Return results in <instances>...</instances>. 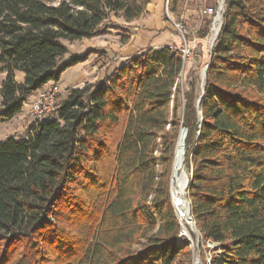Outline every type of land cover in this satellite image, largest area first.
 Wrapping results in <instances>:
<instances>
[{"label": "trees", "instance_id": "obj_1", "mask_svg": "<svg viewBox=\"0 0 264 264\" xmlns=\"http://www.w3.org/2000/svg\"><path fill=\"white\" fill-rule=\"evenodd\" d=\"M50 1L0 0V124L104 56L70 55L66 43L139 19L150 0ZM184 3L169 0L177 19ZM184 64L169 46L141 50L58 95L28 138L0 141V264H190L169 195L182 127L190 215L215 244L211 261L264 264V0H225L200 125L194 79L180 93Z\"/></svg>", "mask_w": 264, "mask_h": 264}, {"label": "rangeland", "instance_id": "obj_2", "mask_svg": "<svg viewBox=\"0 0 264 264\" xmlns=\"http://www.w3.org/2000/svg\"><path fill=\"white\" fill-rule=\"evenodd\" d=\"M51 3L55 4L57 3V0H51ZM225 2V0H224ZM220 4V0H185V3L183 5L182 14L177 19L174 17L170 11L168 15L165 13L164 10V19L168 22V24L174 29V43H170L171 45L175 47L184 48L186 47L190 51V58L187 60L184 64L183 70L180 73L178 84L180 93L183 94L187 90L188 83L194 79L195 81V88H196V95L198 97L201 96V78L202 73L206 65H208L210 60V54L211 51L215 45L210 44V38L212 34V26L215 21L216 11L218 9V6ZM210 10H213L212 13L208 14ZM224 12V4L223 9L220 12V15H223ZM222 20V19H221ZM116 24L114 21V18H111L109 24ZM108 24V29H110V26ZM176 25L180 26L181 32H179L176 27ZM205 26H207V33L204 38H200L199 35L202 33L203 29H205ZM121 37V36H120ZM209 38V39H208ZM120 39V38H119ZM209 40V41H208ZM121 41V39H120ZM121 45V44H120ZM170 45V46H171ZM75 47L77 49H82V43L75 44ZM206 47V48H205ZM71 49H74L71 47ZM110 58L102 57L99 59V61L96 63L97 70L103 69L106 66V61L108 62ZM110 69H108V72ZM108 72H102L100 73L98 79L94 80V77H88L84 80H82L77 87L73 88H83L87 85L94 83L95 81H100L105 75H107ZM22 80V78H16V81L19 82ZM76 81V74L71 70H66L60 77L57 85L60 90L59 98L63 99L66 96L65 91L69 90L71 86L75 84ZM51 86V84H48L45 89H48ZM62 89V90H61ZM28 108L25 107L23 110L26 111ZM31 120L30 115H26V113L22 114L18 118H16L13 121H6L0 124V141L6 140L7 138H14V139H25L29 136V131L32 123L29 125L27 121ZM160 155V151L157 153V157ZM183 168L184 173L187 176L188 184H189V178L191 176V169L186 170L185 169V160H184V151H183ZM160 169V167L158 168ZM171 175V173H170ZM171 178V176H170ZM188 184L185 190V199L188 202L189 206V199H188ZM169 185H170V179H169ZM169 195H170V186H169ZM170 201L173 204L175 214L180 226V233L178 236V244L183 245L186 243L191 251V258H190V264H216V262L211 261V257L213 256V244L210 242H204L202 240L201 234L199 230L197 229L196 225H194L193 232L191 229H189V235L186 234L179 222L177 209L174 205V200L170 195ZM190 208V207H189ZM135 250H139V245H134L133 247ZM176 264H183L182 263H176Z\"/></svg>", "mask_w": 264, "mask_h": 264}, {"label": "crops", "instance_id": "obj_3", "mask_svg": "<svg viewBox=\"0 0 264 264\" xmlns=\"http://www.w3.org/2000/svg\"><path fill=\"white\" fill-rule=\"evenodd\" d=\"M165 1L150 0L145 14L131 23H125L120 19L114 18L116 24L110 23V29L106 30L105 35L79 42L66 43L70 55L82 56L87 51L98 50L104 53L102 57L110 58L108 62L106 61V66L103 69L97 70L96 63L102 57H98L95 54L90 55L85 62L70 68L76 74L75 84L70 88L77 87L78 83L88 77H94V80H96L100 73L108 72V69H110L107 73L108 75L115 67L120 66L125 60L141 50L146 48L159 49L164 46H170V43H174V29L163 16ZM120 31H124L128 35V40L123 44L120 42L122 37ZM77 43H82L81 50L75 47ZM71 47L74 49H71ZM17 77L22 78V74L17 73ZM4 78L5 74L0 73V86ZM36 94L26 99L21 113L10 121L15 120L24 113L29 116L30 105L35 99ZM25 107L28 108L26 111L23 110ZM27 123L30 125L31 120L28 119Z\"/></svg>", "mask_w": 264, "mask_h": 264}, {"label": "bare ground", "instance_id": "obj_4", "mask_svg": "<svg viewBox=\"0 0 264 264\" xmlns=\"http://www.w3.org/2000/svg\"><path fill=\"white\" fill-rule=\"evenodd\" d=\"M222 2L223 0H220V4H222ZM220 24H221V18L220 16H218L217 18H215V21L212 26V34L210 38L211 47L215 42V37L219 31ZM202 77H203V73H202ZM181 132H183L182 129L180 130L179 134ZM183 136H184V132H183ZM183 136L182 134H180L176 143V149H175L176 156L171 170V175H170L171 178H170L169 186H170V195L174 200V205L175 208L177 209L178 219L181 224V227L183 231L189 235V229H191L193 232H195V230H194L193 221L189 218L190 216L189 206L187 200L185 199V190L188 184V179L184 173V168H183L184 165L183 141H182Z\"/></svg>", "mask_w": 264, "mask_h": 264}, {"label": "built area", "instance_id": "obj_5", "mask_svg": "<svg viewBox=\"0 0 264 264\" xmlns=\"http://www.w3.org/2000/svg\"><path fill=\"white\" fill-rule=\"evenodd\" d=\"M169 0L165 1L164 4V10L165 13L168 15L169 13ZM220 5L218 6V9L216 11V16H220V12L222 10H220ZM213 10H210V13H212ZM176 29L181 32L180 30V26L175 24ZM172 50H179L182 54V59L184 62H186L187 60H189L190 58V51L184 47V48H180V47H175L173 45L169 46ZM60 94V90L57 84H51V86L48 89L39 91L36 96L35 99L33 100V102L30 105V118H31V123L33 126H38L39 124H41L43 122V120L45 119L46 116H48L55 107V103H56V97ZM215 244H213V248H214ZM216 264H218L216 262Z\"/></svg>", "mask_w": 264, "mask_h": 264}, {"label": "water", "instance_id": "obj_6", "mask_svg": "<svg viewBox=\"0 0 264 264\" xmlns=\"http://www.w3.org/2000/svg\"><path fill=\"white\" fill-rule=\"evenodd\" d=\"M223 4H224V0H223L222 4L220 5V8H219L220 10L223 9ZM220 18L222 19V15H220ZM221 26H222V20H221L219 31H218V33H217V35L215 37V41H216V39L218 37V34L220 32V29H221ZM207 68H208V65L205 66V69H204V72H203V77L201 78V96L198 98L197 103H196L197 114H198V117H199V125L201 124V121H202L201 110H200V102H201V100L204 97V86H205V77H206ZM181 129L184 132V136H186L187 129L183 128V127ZM189 214H190V208H189ZM189 218L192 220L191 215L189 216ZM193 224L195 225L194 221H193Z\"/></svg>", "mask_w": 264, "mask_h": 264}]
</instances>
